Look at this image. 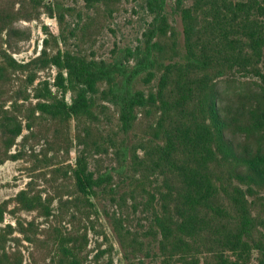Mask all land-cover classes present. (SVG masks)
<instances>
[{"label": "trees", "instance_id": "trees-1", "mask_svg": "<svg viewBox=\"0 0 264 264\" xmlns=\"http://www.w3.org/2000/svg\"><path fill=\"white\" fill-rule=\"evenodd\" d=\"M85 1L91 6L114 2ZM144 1L153 20L142 47L130 54L133 65L68 51L50 56L46 50L19 63L2 51L6 65L0 70L26 73L31 86L38 72L58 70L54 86L62 98L47 81L25 96L37 100L26 109V127L31 130L36 119L91 125L100 120L98 110L106 108L99 99L113 104L119 114L114 135L120 139L109 140L117 172L129 181L130 198L138 190L146 197L143 207L153 216L147 236L158 249L151 255L161 264H252L254 259L264 264V5L259 0H175L183 25L180 47L166 14L168 0ZM40 7L39 0H0V37L11 35L20 21L39 19ZM58 17L63 22L64 14ZM237 75L258 81L228 84L223 92L219 80ZM67 92L73 93L71 104ZM15 93L18 98L0 100V165L20 159L11 153L24 129L17 116L23 91ZM5 94L10 92L0 91V98ZM142 119L145 131L134 133ZM83 132L80 144L88 146L91 128ZM101 138L92 143L97 150ZM73 175L76 190L89 201L113 180L111 173L95 178L86 156L77 159ZM28 186L10 212L41 208L51 216L50 206H43ZM108 188L114 200L118 193ZM8 212L9 202L1 203L0 224ZM18 230L27 236L23 225ZM14 231L11 224L0 229V264H21L5 252L7 235ZM59 242L63 264H85L70 239Z\"/></svg>", "mask_w": 264, "mask_h": 264}, {"label": "rangeland", "instance_id": "rangeland-1", "mask_svg": "<svg viewBox=\"0 0 264 264\" xmlns=\"http://www.w3.org/2000/svg\"><path fill=\"white\" fill-rule=\"evenodd\" d=\"M39 1V19L20 21L15 24L11 35L5 33L0 37V69L6 65L2 51H7L19 63H29L46 50L50 56L58 51H68L84 55L89 60H118L133 65L130 54L142 47L144 34L153 20L144 0H114L107 5L95 6L88 5L85 0ZM259 1L264 5V0ZM167 5L166 14L179 34L178 44L182 47L183 25L176 13V2L168 0ZM190 5V2L186 3V6ZM60 14H64L63 22L56 18ZM1 72L5 77L0 79V91L10 92L0 98L2 102L10 100L12 95L18 98L19 94L15 92L23 91L19 98L22 111L17 116L24 129L11 151L12 154L19 153L20 159L7 160L0 165V204L9 202V212L0 229H5L8 224L15 229L7 235L5 252L10 260H18L21 264H63L59 241L70 239L69 244L76 245L85 264H161L160 258L151 255L158 253V249L152 247L153 239L147 236L153 225V216L143 207L146 197L138 190L136 198H130L129 181L122 179L117 172L116 150L109 140L110 137L120 139V134L114 135L119 123L117 107L99 99L98 103L106 108L98 110L100 120L91 125L83 122L77 127L75 121L61 125L51 119H36L33 128L28 130L26 117L29 114L25 112L37 100L31 96L28 101L23 99L33 95L34 89L45 81L53 94L62 98L63 92L54 86L58 70L52 66L38 72L33 86L27 83L26 73ZM255 80L258 81L237 75L225 77L219 80V84L226 92L228 84L239 86L243 81ZM156 83L154 81L152 86ZM140 88L147 89L145 86ZM65 98L71 104L73 93L67 92ZM146 124L147 121L142 119L134 133L142 134ZM84 127H90L92 132L88 146L80 144ZM100 134L102 147L97 150L92 143L99 140ZM138 153L143 155L141 151ZM82 156L87 157L89 171L95 178L106 173L113 175L107 190L98 189L90 201L75 187L73 169ZM28 184H31V193L41 197L42 205L50 206L51 216L45 217L41 208L33 212H10L15 208L16 196L26 190ZM110 185L118 193L114 200L109 194ZM155 206L159 208L157 202ZM20 224L27 229V236L19 232ZM252 264H257L255 259Z\"/></svg>", "mask_w": 264, "mask_h": 264}]
</instances>
